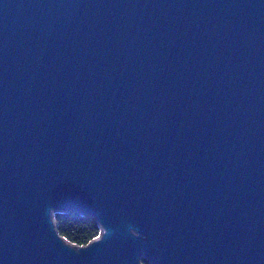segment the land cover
<instances>
[{
    "label": "water",
    "instance_id": "95a60500",
    "mask_svg": "<svg viewBox=\"0 0 264 264\" xmlns=\"http://www.w3.org/2000/svg\"><path fill=\"white\" fill-rule=\"evenodd\" d=\"M145 259L264 264V0H0V264Z\"/></svg>",
    "mask_w": 264,
    "mask_h": 264
},
{
    "label": "trees",
    "instance_id": "16d2710c",
    "mask_svg": "<svg viewBox=\"0 0 264 264\" xmlns=\"http://www.w3.org/2000/svg\"><path fill=\"white\" fill-rule=\"evenodd\" d=\"M58 234L76 247H84L99 237L101 229L94 217L78 212H66L53 215ZM142 264H150L146 259Z\"/></svg>",
    "mask_w": 264,
    "mask_h": 264
}]
</instances>
